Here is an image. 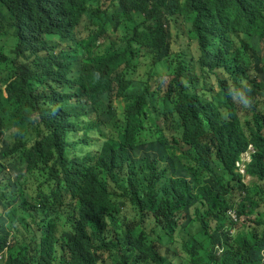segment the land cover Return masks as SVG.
<instances>
[{
    "label": "trees",
    "instance_id": "1",
    "mask_svg": "<svg viewBox=\"0 0 264 264\" xmlns=\"http://www.w3.org/2000/svg\"><path fill=\"white\" fill-rule=\"evenodd\" d=\"M0 253L264 264V0H0Z\"/></svg>",
    "mask_w": 264,
    "mask_h": 264
},
{
    "label": "clouds",
    "instance_id": "2",
    "mask_svg": "<svg viewBox=\"0 0 264 264\" xmlns=\"http://www.w3.org/2000/svg\"><path fill=\"white\" fill-rule=\"evenodd\" d=\"M254 153H255V149L252 145H250L247 151L243 152L235 163L236 171L241 172L242 178L244 180L250 179L251 177L248 175L247 169L252 162ZM228 213L231 215L233 221L235 222L239 221L236 211L234 209H231ZM1 258H2V253H0V259Z\"/></svg>",
    "mask_w": 264,
    "mask_h": 264
},
{
    "label": "rangeland",
    "instance_id": "3",
    "mask_svg": "<svg viewBox=\"0 0 264 264\" xmlns=\"http://www.w3.org/2000/svg\"><path fill=\"white\" fill-rule=\"evenodd\" d=\"M160 80L161 81H165V82H167L168 80H169V78H168V76L167 75H162L161 77H160ZM251 181H252V178L250 177V179H245L244 180V182L246 183V184H250L251 183ZM241 224V221H238L237 222V226H239Z\"/></svg>",
    "mask_w": 264,
    "mask_h": 264
}]
</instances>
